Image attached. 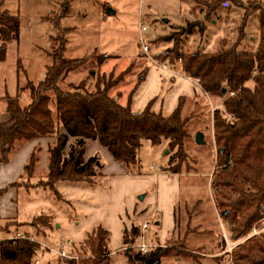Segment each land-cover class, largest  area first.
I'll return each mask as SVG.
<instances>
[{
  "label": "trees",
  "instance_id": "trees-1",
  "mask_svg": "<svg viewBox=\"0 0 264 264\" xmlns=\"http://www.w3.org/2000/svg\"><path fill=\"white\" fill-rule=\"evenodd\" d=\"M228 1L242 5L237 0H213L207 5L209 12L216 13ZM249 5L252 11H247L245 21L253 13L260 15V43L256 53L238 51L241 40L246 36L243 25L237 43L229 46L223 41L216 53L188 54L181 48H173L161 59L164 61L172 54L167 63L174 66L180 60L182 75L195 79L203 92L220 100L213 113L214 141L218 152L211 188L216 194L217 207L232 228V243L247 238L264 217V5L257 2ZM196 28L203 31L205 25L190 23L163 40L172 42L177 36V43L182 45L183 37ZM18 38V18L0 10V63L5 60L6 45L17 42ZM64 50L63 44L58 52L53 51L51 65L46 68L41 81L37 84L29 81L23 88L28 90V103L21 102L20 94L3 97L8 120L0 122V165L6 164L11 153L29 140L56 138V143L48 149L50 167L47 180L42 185L58 198L54 189L58 182L97 184L96 179L100 176L98 160L97 157L84 160L86 140L98 141L117 162L130 171H136V153L141 141L148 140L151 145H158L162 139H167L169 150L174 151L170 162L176 159L180 164L185 157V127L188 117L194 112L187 115L186 99H181L176 109L168 117H163L153 112L150 104L141 113H133L129 106H121L110 98L109 91L121 82L119 78L112 81L107 80L104 74H96L93 90H89L87 78L63 89L59 85L60 80L68 72L86 64L85 59H64ZM102 58L108 57L103 55ZM99 60L100 65L102 61ZM70 138L73 141L68 143ZM38 159V151H33L25 169L28 177L32 175ZM163 171L180 173L170 169L169 165ZM4 192L5 189L0 190V196ZM10 225L7 224L5 229ZM29 226L37 229L47 227L49 220L39 217ZM260 236L233 248L234 264H264V233ZM140 237L138 227L125 230L123 247L138 244ZM108 245L109 233L98 227L79 245L83 254L89 252L90 255H82L77 260L66 259L63 264H110ZM39 248L36 241L28 239L1 240L0 264H31ZM181 252L180 256L191 253L182 246ZM168 254L167 247L159 246L147 253L126 250L123 256L126 264H161V259Z\"/></svg>",
  "mask_w": 264,
  "mask_h": 264
},
{
  "label": "rangeland",
  "instance_id": "rangeland-1",
  "mask_svg": "<svg viewBox=\"0 0 264 264\" xmlns=\"http://www.w3.org/2000/svg\"><path fill=\"white\" fill-rule=\"evenodd\" d=\"M237 1L242 5L238 6L228 1L221 5L216 13H211L207 5L213 0H0V10L16 16L19 21L18 41L6 45L5 60L0 63V115L5 109L3 97L6 94L15 96L20 92L21 102L25 104L26 99L29 102L28 90L24 92L21 88L29 81L37 84L43 79L46 68L51 65V55L58 52L63 44L64 59L79 58L86 61L84 66L68 72L60 80L59 85L63 89L68 84L77 85L87 78V86L89 90H93L95 75L99 74L98 58L102 62L106 60L102 58V54L115 60L102 65L99 70L106 73L107 80L113 81L119 78L122 82L134 70L131 64L128 67L126 65L135 58L139 61L144 60L142 58L144 57L146 62H154L161 66L165 63L167 65L172 59L171 54L164 61L161 60L173 48H181L188 54L216 53L223 41L229 46L237 43L243 25L246 36L241 40L238 51L256 53L260 43V15L258 12L253 13L247 21L245 17L247 11H252L249 8L250 3L257 2L264 5V0ZM139 22L146 28L142 38L150 49L148 57L142 53L138 44ZM195 22L205 25V30L200 31L199 27L196 28L193 33L183 37L182 45L177 43V36H174L175 41L172 42L163 40L164 37L177 33L179 29ZM114 64L116 68L109 72ZM174 66L172 69L182 75L181 62H175ZM249 84L253 85V83ZM203 99L206 100V104H201L202 106L188 117L185 127L187 137L183 144L185 157L180 160L179 165L176 159L170 162L174 151L169 150L167 139H162L158 145H151L148 140H142L136 153V171L128 170L131 175L135 173L156 175L169 165L170 169H176L181 173L178 188L181 201L179 230L182 235L186 218L185 210L187 215L195 217V220L188 224L189 227L196 228L192 234L194 236L190 235L186 240V245L185 243L181 245L183 242L172 239L161 243L152 239L154 245L167 247L169 251L168 256L161 259V264H234L233 252L225 253L227 251L225 237L232 245L230 235L232 228L217 207L216 194L210 185L211 176L216 169L218 152L214 141L213 113L220 100L211 95ZM210 101L213 104H210ZM198 132L205 138V145L195 143V134ZM100 157L104 158L101 154ZM155 186L157 196L160 198L164 192L163 187L159 183ZM171 188H167V191H173L175 186L171 184ZM147 192L151 195L153 189ZM55 197V194L48 190L27 192L21 189L14 202L21 220L31 221L41 214H50L53 217L54 226L60 227L57 232L55 231L54 239L57 240L46 239V242L51 244L48 245L49 248L54 247L59 250L61 242L58 243L57 237L62 236L70 228L67 217L71 215V210L64 204H58ZM6 200L8 202L7 195ZM148 222L150 227L137 240L138 244L151 243L154 219L148 218ZM209 239L211 244L208 245L213 247L219 244L218 251L211 254L221 255L220 258H206V255L210 254L209 249L212 248L210 246L200 248V243H207ZM191 240L195 241L194 245ZM79 245H70L68 247L70 253L77 259L82 255L89 256V252L83 254ZM181 246L191 253L186 252V256H180L179 253L183 254ZM135 251L131 250V252ZM42 252L47 256L40 257L37 264H63L66 260L51 250L46 249ZM39 254L40 252H36L31 264H34ZM123 254L124 251H119L117 256L112 257L110 264H126Z\"/></svg>",
  "mask_w": 264,
  "mask_h": 264
},
{
  "label": "crops",
  "instance_id": "crops-1",
  "mask_svg": "<svg viewBox=\"0 0 264 264\" xmlns=\"http://www.w3.org/2000/svg\"><path fill=\"white\" fill-rule=\"evenodd\" d=\"M107 57L105 61L98 65L99 74H106L99 70L102 65L115 60L110 56ZM142 58L145 62L144 60L138 61L137 58L129 61L126 66L128 67L131 64L134 70L132 69L133 71L126 76L125 81H122L109 91L110 98L114 99L118 104L129 106L133 113H141L150 104L151 110L161 114L163 117H168L176 109L181 99H186L185 109L187 114H191L192 111L200 108L201 104H206V100L203 99L205 94H203L195 79L181 75L178 71L173 70L175 66L173 67L169 63L167 64L171 68L164 70L157 63L146 62V59ZM115 68L116 65L114 64L109 72ZM23 88L24 86L21 90ZM26 103H28L27 99ZM210 104H213V102L210 101ZM7 120L8 115L4 109V112L0 115V122H6ZM60 131L63 133L62 129ZM56 141L57 139L54 137L29 140L11 153L10 159L6 164L0 165V190L5 189L3 195L0 196V223L2 222L0 224V241L14 238L16 235L29 236L40 245L48 247L51 244L47 243L46 239L55 238V233L60 227L54 226V219L50 214H41L34 217L31 221L21 220L15 209L14 200H17L21 189L27 192L29 190H48L54 194L42 183L47 180L50 167L48 149ZM72 141L73 139L70 138L68 143ZM33 151H38L39 159L32 175L28 177L25 174V169ZM100 154L104 156L103 159H101ZM93 157H97L100 162V176L96 179V185L89 186L85 183L58 182L54 186L58 195L55 200H57L58 204H64L71 210V215L67 217L70 228L62 236L57 237L58 243L65 241L68 247L72 244L79 245L89 233L99 227L109 233L108 248L112 260V257L117 256L123 246V232L125 230L130 231L133 227L140 228L144 222L149 223L148 218L154 219L151 243H153L152 239L154 242L157 241L159 243L172 239L173 241H184L186 245L188 237L190 235L194 236L192 234H194V228L196 227L191 228L188 224L194 221L195 217L187 215L186 210L182 235L179 230L181 207L179 203L181 201L179 200L178 188L181 173L170 174L167 171H163L164 167L156 175L136 173L131 175L128 169L117 162L98 141L86 140L84 160L88 161ZM211 177H213V174ZM156 183L163 187L164 192H162L160 198L156 193ZM171 184L175 186V189L167 191V188L172 189ZM151 188L153 192L149 195L147 191ZM140 195H143L142 201L138 200ZM39 217L48 219L49 226L40 227L39 229L29 226L34 219ZM7 224L12 225L5 229ZM191 242L194 245L195 241L191 240ZM208 243L211 244V240L207 243L202 242L199 246H201L200 248L209 247ZM210 247L212 250L209 249L210 254L208 253L209 255H206V258H220L221 255L211 254L218 251L219 244ZM39 250L36 251L40 252V254L35 258L34 264L38 263L40 257L47 256L46 253L43 254L42 252L46 248L40 246ZM225 253L229 254L226 251Z\"/></svg>",
  "mask_w": 264,
  "mask_h": 264
},
{
  "label": "built area",
  "instance_id": "built-area-1",
  "mask_svg": "<svg viewBox=\"0 0 264 264\" xmlns=\"http://www.w3.org/2000/svg\"><path fill=\"white\" fill-rule=\"evenodd\" d=\"M146 28L144 26L143 23H140L138 24V31H139V34H140V39H139V47L142 51V53L145 55V56H149L150 54V49H149V46L146 45L144 43V40L142 38V35H143V32H145ZM180 62V60H179ZM161 68L162 69H169V65H166V64H161ZM203 94H205V96H208V98L210 97V94H207L205 92H203ZM149 223L147 222H144L141 227H140V232H141V236H143V234L147 231V229L149 228ZM264 233V217L254 226L251 234L237 242V243H232V245L229 244L227 238L225 237V240H226V246H227V251L228 253H231L233 248H235L236 246H238L239 244L243 243L244 241L252 238V237H255V236H260L261 234ZM14 238H21V239H28L30 241H34V239L32 237H26V236H20V235H16ZM39 244V243H38ZM40 245V244H39ZM48 250H51L53 251L55 254H57L59 257L61 258H64V259H74V260H77V257L76 256H73L68 248V245L66 244L65 241H62L60 243V249L59 250H56L54 247L53 248H49V247H46L45 245H40ZM159 247L158 245H154L153 243H150L148 245L144 244V243H141V244H133V245H129V246H126V247H123L121 250L122 251H126V250H136L140 253H147L148 251L152 250V249H155ZM37 263V262H36Z\"/></svg>",
  "mask_w": 264,
  "mask_h": 264
},
{
  "label": "water",
  "instance_id": "water-1",
  "mask_svg": "<svg viewBox=\"0 0 264 264\" xmlns=\"http://www.w3.org/2000/svg\"><path fill=\"white\" fill-rule=\"evenodd\" d=\"M223 92L226 93V89H224ZM195 143L197 145H205L206 144L205 138H203L202 133L198 132V133L195 134ZM97 165L99 166V163H97ZM138 200L142 201L143 200V195H140L138 197ZM225 214H227V212H225Z\"/></svg>",
  "mask_w": 264,
  "mask_h": 264
}]
</instances>
